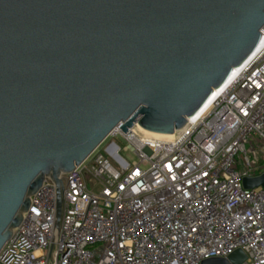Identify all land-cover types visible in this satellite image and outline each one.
Instances as JSON below:
<instances>
[{"label": "water", "instance_id": "95a60500", "mask_svg": "<svg viewBox=\"0 0 264 264\" xmlns=\"http://www.w3.org/2000/svg\"><path fill=\"white\" fill-rule=\"evenodd\" d=\"M264 0H0V251L110 134L173 135L262 45ZM264 188V175L244 187ZM243 251L202 264H242Z\"/></svg>", "mask_w": 264, "mask_h": 264}, {"label": "built area", "instance_id": "2783aa9c", "mask_svg": "<svg viewBox=\"0 0 264 264\" xmlns=\"http://www.w3.org/2000/svg\"><path fill=\"white\" fill-rule=\"evenodd\" d=\"M109 137L127 145L112 140L62 175L59 228L56 185L45 178L0 264H202L237 250L242 264H264V188L244 187L264 175V45L172 139L120 127Z\"/></svg>", "mask_w": 264, "mask_h": 264}, {"label": "bare ground", "instance_id": "6f19581e", "mask_svg": "<svg viewBox=\"0 0 264 264\" xmlns=\"http://www.w3.org/2000/svg\"><path fill=\"white\" fill-rule=\"evenodd\" d=\"M264 45V37H263V42L261 47L259 48L258 52L252 57V59L241 69H235L234 75L232 77V79L230 80V82L221 90L217 91L215 90L214 92V96L212 97V99L210 100V102L207 104V106L201 111V113L199 115H197V117H195V119H198L202 116H204L205 114L208 113V111L210 110V108L212 107V104L214 103V101L229 87V85L249 66V64L252 62V60L257 56V54L261 51V49L263 48ZM133 132H135L136 134H140L142 136V138H147V139H157V140H170L172 139L173 135H163V134H157V133H152L149 131H146L140 127H138L137 125L133 127ZM100 148V147H99ZM98 148V150H99Z\"/></svg>", "mask_w": 264, "mask_h": 264}, {"label": "rangeland", "instance_id": "374dc122", "mask_svg": "<svg viewBox=\"0 0 264 264\" xmlns=\"http://www.w3.org/2000/svg\"><path fill=\"white\" fill-rule=\"evenodd\" d=\"M140 135V134H139ZM141 136V135H140ZM112 140H114L121 148H124L127 145V142L119 137L118 139H112L111 137H108L100 146L99 150H103L107 144H109ZM121 156L125 158L128 162L133 163L134 161L137 160L136 156H134L130 152H121Z\"/></svg>", "mask_w": 264, "mask_h": 264}]
</instances>
